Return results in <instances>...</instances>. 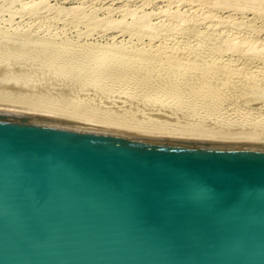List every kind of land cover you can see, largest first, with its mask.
<instances>
[{"label": "water", "instance_id": "95a60500", "mask_svg": "<svg viewBox=\"0 0 264 264\" xmlns=\"http://www.w3.org/2000/svg\"><path fill=\"white\" fill-rule=\"evenodd\" d=\"M0 264H264V142L0 105Z\"/></svg>", "mask_w": 264, "mask_h": 264}, {"label": "rangeland", "instance_id": "374dc122", "mask_svg": "<svg viewBox=\"0 0 264 264\" xmlns=\"http://www.w3.org/2000/svg\"><path fill=\"white\" fill-rule=\"evenodd\" d=\"M0 36V52L14 39L1 95L182 133L158 135L264 142V0H0Z\"/></svg>", "mask_w": 264, "mask_h": 264}, {"label": "bare ground", "instance_id": "6f19581e", "mask_svg": "<svg viewBox=\"0 0 264 264\" xmlns=\"http://www.w3.org/2000/svg\"><path fill=\"white\" fill-rule=\"evenodd\" d=\"M2 37H3V36H2ZM115 37H116V36H115ZM0 38H1V36H0ZM113 38H114V37H113ZM2 40H3V39H2ZM13 40H14V39H12L11 41L13 42ZM16 40H17V39H16ZM0 41H1V40H0ZM11 41H10V43H9V41H8V44H9V45H11ZM26 41H27V40H26ZM30 41H33V40H30ZM18 42H19V41H18ZM20 42H22V41H20ZM24 42H25V41H24ZM0 43H1V42H0ZM6 43H7V42H6ZM14 43L16 44V42H14ZM40 43H41V42H40ZM25 44H27V43L25 42ZM28 44H29V43H28ZM35 44H36V43H34V46H35ZM37 44H38V43H37ZM42 44H43V43H42ZM4 45H5V44H4ZM9 45H6V46H8V48H9ZM13 45H14V44H12L11 47H12ZM22 45H23V43H22ZM32 45H33V44H32ZM40 45H41V44H40ZM17 46H18V45H17ZM25 46H27V45H24V47H25ZM30 46H31V45H30ZM37 46H38V45H36V47H37ZM44 46H45V45H44ZM44 46H43V47H44ZM11 47H10V48H11ZM13 47H14V46H13ZM28 47H29V46H28ZM40 47H41V46H40ZM40 47L38 46L39 50H41V51H39V52H42V49H41ZM48 47H49V45H48ZM48 47H47V48H48ZM8 48L6 47V49H8ZM17 48H18V47H17ZM60 48H61V47H60ZM6 49H4V51H6V52L9 51V50H6ZM21 49H22V48H21ZM44 49L46 50V47H45ZM48 49H49V51H50V49H52V48H48ZM54 49H55V48H54ZM12 50L14 51L15 49H12ZM19 50H20V49H19ZM23 50H24V49H23ZM26 50H27L26 52L29 51L28 49H26ZM32 50H33V49H32ZM32 50H31V51H32ZM37 50H38V49H37ZM45 50H44V51H45ZM57 50H58V49H57ZM0 51H1V49H0ZM4 51H2V52H0V53L3 54ZM49 51H48V52H49ZM54 51H55V50H54ZM54 51H53V52L50 51V52H52L53 57L50 56V55H51V54H49L50 52L47 53V55H46V53H43V54L46 55V57L44 56V57L46 58V61H48V62L46 63L45 60H44V62H45L46 65H47V64L50 65V64H49V60L51 61V63H54V62L56 63V60H58L57 57H58L59 53H57L58 51H57V52H56V51L54 52ZM59 51H60V50H59ZM34 52H35V51H34ZM39 52H38V53H39ZM46 52H47V51H46ZM14 53H15V52H14ZM19 53H20V52H19ZM21 53H22V52H21ZM23 53L25 54V52H23ZM6 54H7V53H5V55H6ZM8 54H10V53L8 52ZM41 54H42V53H41ZM41 54H39V55H41ZM43 54H42V55H43ZM17 55H18V54H17ZM17 55H16V59H18V58H17ZM22 55H23V54H21V56H22ZM26 55H27V54H26ZM39 55L37 54V56H38L39 58L36 56V57H37V60H38V59L40 60V58L42 57V56L40 57ZM48 55H49V56H48ZM0 56L3 57V58H7V57H4V55H3V56L0 55ZM6 56H7V55H6ZM23 56L25 57V55H23ZM27 56H28V55H27ZM34 56H35V55H34ZM61 56H62V55H60V57H61ZM66 56H67V55L64 54V57H66ZM1 57H0V58H1ZM13 57H15V56H12V58H11V57H10V58L8 57V59H13ZM18 57H19V56H18ZM32 57H33V56H32ZM47 57H50V58H48V60H47ZM29 58H30V57H29ZM56 58H57V59H56ZM85 58H86V57H85ZM24 59H26V58H24ZM35 59H36V58H35ZM35 59H34V60H35ZM42 59H44V58H42ZM65 59H66V58H65ZM65 59L63 58L64 61H65ZM67 59H69L68 56H67ZM3 60H4V59H3ZM14 60H15V59H14ZM20 60H21V59H20ZM22 60H23V58H22ZM26 60H28V59H26ZM69 60H70V59H69ZM71 60H72V59H71ZM71 60H70V61H71ZM10 61H11V60H10ZM10 61H9V62H10ZM16 61H17V60H16ZM66 61H68V60H66ZM70 61H69V62H70ZM72 61H73V60H72ZM2 62H3V61H2ZM6 62H8V60H7ZM9 62H8V63H9ZM21 62H22V61H21ZM23 62H24V61H23ZM35 62H36V63H34V61H33L34 64H37V61H35ZM10 63H11V62H10ZM14 63H15V62H14ZM33 63H32V64H33ZM55 63H54V64H55ZM57 63H58V62H57ZM60 63H61V60H60ZM62 63H63V62H62ZM62 63H61V64H62ZM67 63H68V62H67ZM67 63H66V64H67ZM71 63H73V62H71ZM74 63H75V62H74ZM2 64H3V63H2ZM12 64H13V63H12ZM27 64H28V63H27ZM30 64H31V63H30ZM34 64H33V65H34ZM63 64H64V63H63ZM5 65H6V64H5ZM16 65H17V64H16ZM20 65H22V64L20 63ZM23 65H24V64H23ZM23 65H22V66H23ZM42 65H43V64H42ZM24 66H26V65H24ZM30 66H31V65H30ZM44 66H45V65H44ZM55 66H56V65H55ZM67 66L70 67V65H68V64H67ZM40 67H41V66H40ZM49 67H51V66H49ZM52 67H54V66L52 65ZM61 67H62V65H61ZM65 67H66V66H65ZM110 67H111V66H110ZM29 69H30V68H29ZM50 69H51V68H50ZM62 69H63V67H62ZM64 69H65V68H64ZM66 69H67V67H66ZM66 69H65V70H66ZM9 70H10V69H9ZM13 70H14V69H13ZM33 70H34V69H33ZM57 70L60 72L59 69H57ZM67 70H68V69H67ZM10 71H11V70H10ZM15 71H16V70H15ZM31 71H32V70H31ZM44 71H45V70H44ZM58 71H57V72H58ZM61 71H62V70H61ZM115 71H116V70H115ZM45 72H46V71H45ZM57 72H56V73H57ZM67 72H68V71H67ZM14 73H15V72H14ZM16 73H17V72H16ZM41 73H42V72H41ZM47 73H48V71H47ZM47 73H46V74H47ZM52 73H53V71H52ZM111 73H112V72H111ZM8 74H9V73H8ZM39 74H40V73H39ZM49 74H50V73H49ZM60 74H61V73H60ZM17 75H19V74H17ZM61 75H63V74H61ZM2 76H3V75H2ZM11 76H13V75H11ZM44 76H45V75H44ZM44 76H43V77H44ZM15 77H16V76H15ZM7 78H8V77H7ZM13 79H14V78H13ZM20 79H21V78H19V80H20ZM22 79H23V78H22ZM5 80H6V79H5ZM5 80L3 79V81H5ZM26 80H27V78H25V81H26ZM37 80H38V79H37ZM42 80H43V79H42ZM12 81H13V80H12ZM6 82H7V81H6ZM8 82H9V80H8ZM8 82H7V83H8ZM19 82H21V81H19ZM27 82H28V81H27ZM36 82H38V81H36ZM7 83H6V84H7ZM12 83H13V82H12ZM32 83H33V82H32ZM21 84H22V83H21ZM1 85H2V83L0 84V86H1ZM7 85H8V84H7ZM4 87H5V86H4ZM0 88H1V87H0ZM7 88H8V86H7ZM2 90H3V88H2ZM5 90H6V89H5ZM5 90H3V92H4ZM8 90H9V89H8ZM13 90H14V89H13ZM20 91L22 92V90H20ZM24 92H25V91H24ZM5 93H7V95H6ZM5 93L3 94L5 97H3V98L0 97V105H4V106H13V107H19V108H26V109H31V110L41 111V112L50 113V114L58 115V116H61V117H65V118H68V119H69V118H73V120L75 119V120H77V121H81V122H86V123H87V122H89V123L91 122L90 124H95V125L100 124V126H105V127H110V126H111V128H117V129H121V130H131V131H132V130H137V131H138V130H141V131H139V132H143V131H144L145 133H146V132H149V133H150V132H155V133H157V134H163V133H164V134H167V133H168V132H166L167 130H160L159 128H156L157 126H156L155 128H154V126H153V127L151 126L152 128H149V127H147V126H144V124L141 125V126H134L135 124H134V125H131L132 123H131L130 125H129V124H124V123H122V122H117V123H122V124H116V123L114 124V122H113V123L107 122L108 120H107V121H103V120H101V121H96V120H95V121H88V120L78 119V118L73 117L71 114H68V113H65V112H60V111L56 108V106H54V108H53V105L55 104L54 102H53L54 104H51V105H48V104H47V105H45V108H41V107H38V105H37L38 103L36 104V101H37V100H34V102H33V101H30L29 99H26L27 96L25 97V99H19V98H16L15 96H12V94H11V95H8V93H10V92L5 91ZM29 93H30V92H29ZM1 94H2V93H1ZM1 94H0V95H1ZM3 95H1V96H3ZM13 95H14V93H13ZM20 95H21V94H20ZM22 95H23V94H22ZM27 95H29V94L27 93ZM18 96H19V93H18ZM29 96H30V95H29ZM19 97H20V96H19ZM23 97H24V96H23ZM31 97H32V96H31ZM20 98H21V97H20ZM33 98H34V97H33ZM30 99H31V98H30ZM34 99H35V98H34ZM31 100H33V99H31ZM37 102H38V101H37ZM39 103H40V102H39ZM51 103H52V102H51ZM55 109H56V110H55ZM114 121H115V120H114ZM128 123H129V122H128ZM133 123H134V122H133ZM139 124H140V123H139ZM141 124H142V123H141ZM158 127H159V126H158ZM161 129H162V128H161ZM168 134H174V135H176V134H177V135H180V134H181V135H182V133H176V132H174V133H173V132H172V133L169 132ZM187 134H190V133H187ZM192 134H193V133H192ZM192 134H191L190 136H193ZM183 135H184V134H183ZM197 135H198V134H196V135H194V136H197ZM200 135H201V134H200ZM205 135H206V136H205ZM207 135H208V134H202L201 136H204L205 138H209V137L212 138V137H213V134H211V136H210V134H209V136H207ZM237 135H238V133H237ZM237 135H236V134H235V135H230V136H229V135H227V136H226V135H225V136L220 135V136H218V138L220 137V138L224 139L223 137H225V138L230 139V140H231V139H234V140H235V139H236V140L238 139V140H240V139H243V138H245L246 140H248V139L252 140V139H253V138H251V137L249 138V136H252V135H247V134H246V135H247V136L245 135L246 137H240V134H239L238 136H237ZM184 136H186V134H185ZM243 136H244V135H243ZM254 136H255V135L253 134L252 137H254ZM258 136H259V135L257 134L256 137H258ZM261 136H262V135H261ZM261 136H260V137H261ZM256 137H254V138L256 139ZM213 138H214V137H213ZM215 138H216V137H215ZM261 138H263V136H262ZM245 139H244V140H245ZM258 139H259V140H262V139H260V138H258ZM254 141H255V140H254Z\"/></svg>", "mask_w": 264, "mask_h": 264}]
</instances>
